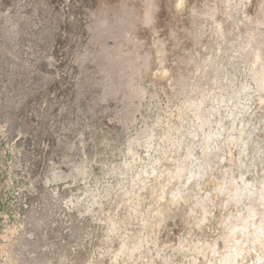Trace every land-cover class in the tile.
Here are the masks:
<instances>
[{
  "label": "rangeland",
  "instance_id": "1",
  "mask_svg": "<svg viewBox=\"0 0 264 264\" xmlns=\"http://www.w3.org/2000/svg\"><path fill=\"white\" fill-rule=\"evenodd\" d=\"M0 264H264V0H0Z\"/></svg>",
  "mask_w": 264,
  "mask_h": 264
}]
</instances>
